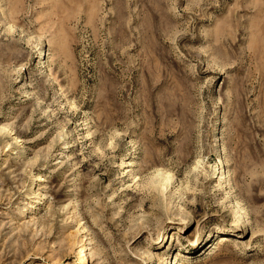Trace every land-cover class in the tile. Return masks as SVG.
Instances as JSON below:
<instances>
[{
  "label": "rangeland",
  "instance_id": "rangeland-1",
  "mask_svg": "<svg viewBox=\"0 0 264 264\" xmlns=\"http://www.w3.org/2000/svg\"><path fill=\"white\" fill-rule=\"evenodd\" d=\"M175 261L264 264V0H0V264Z\"/></svg>",
  "mask_w": 264,
  "mask_h": 264
},
{
  "label": "bare ground",
  "instance_id": "bare-ground-1",
  "mask_svg": "<svg viewBox=\"0 0 264 264\" xmlns=\"http://www.w3.org/2000/svg\"><path fill=\"white\" fill-rule=\"evenodd\" d=\"M168 178H169V177H168ZM168 178H164L162 181L164 182V180H166V181H165V184H166V183L169 182V181H168ZM165 184H164V185H165ZM221 239L225 241L224 237H221ZM222 240H221V241H222ZM84 252H85V251H84ZM81 260H82L83 262H88V259H87L86 255H82ZM174 264H181V263L175 261Z\"/></svg>",
  "mask_w": 264,
  "mask_h": 264
}]
</instances>
